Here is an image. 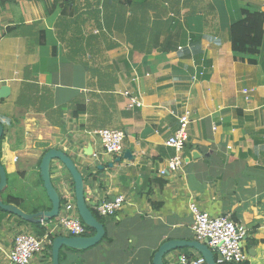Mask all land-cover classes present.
Masks as SVG:
<instances>
[{
	"label": "crops",
	"instance_id": "1",
	"mask_svg": "<svg viewBox=\"0 0 264 264\" xmlns=\"http://www.w3.org/2000/svg\"><path fill=\"white\" fill-rule=\"evenodd\" d=\"M244 8L264 12V0H0L2 201L15 196L29 214L52 209L41 176L52 149L75 162L91 202L126 199L102 217L104 241L65 251L60 264H153L167 241L196 240L191 203L246 227L245 264H264V46L257 65L234 59L229 32ZM130 97L143 106L130 108ZM184 110L186 165L162 176ZM105 129L125 132L132 160L104 153L95 133ZM118 158L114 171L99 169ZM51 179L62 199L75 198L59 160ZM57 222L39 224L67 235ZM33 225L0 209V264H12L15 237ZM182 253L200 255L183 248L165 263ZM34 264H53L47 248Z\"/></svg>",
	"mask_w": 264,
	"mask_h": 264
},
{
	"label": "built area",
	"instance_id": "2",
	"mask_svg": "<svg viewBox=\"0 0 264 264\" xmlns=\"http://www.w3.org/2000/svg\"><path fill=\"white\" fill-rule=\"evenodd\" d=\"M179 50L184 51L185 49L180 47ZM206 73L207 69L202 66L195 74L194 79H197L198 76L203 77ZM126 95H130V93ZM130 101V108L143 106L142 101L136 97H130ZM179 118L180 123L177 131L170 135L167 140L168 147L173 149L175 154L167 161L166 168L160 171L162 176L180 172L186 165L183 151L188 142L192 112L184 110ZM95 134L99 136L105 154L109 156L123 155L126 139L124 131L105 129ZM65 200L66 203L61 207L57 218V225L72 237L87 235V226L80 219L76 198H74L72 191L66 193ZM125 203V197L120 195L113 201L97 204L96 211L104 218L115 217L123 210ZM189 209L193 217L192 228L195 239L199 242H207L209 247L213 248L217 264L246 263L248 259V254L244 248V242L248 236L246 227L234 221L230 215L213 217L203 211L196 203H191ZM44 225L46 224L44 223ZM51 234L49 231L41 237L34 232L19 233L15 237V243L9 256L11 263L34 264L35 258L53 243L49 236ZM179 262L180 264H206V260L201 255L192 257L185 253L180 255Z\"/></svg>",
	"mask_w": 264,
	"mask_h": 264
},
{
	"label": "water",
	"instance_id": "3",
	"mask_svg": "<svg viewBox=\"0 0 264 264\" xmlns=\"http://www.w3.org/2000/svg\"><path fill=\"white\" fill-rule=\"evenodd\" d=\"M8 91L9 89L7 87L0 89V97L3 96V94L8 93ZM4 132L5 128L0 123V138L3 137ZM123 158L132 160L133 157L131 151L125 150L123 153ZM54 160H59L70 172L75 186L74 190L76 206L79 216L83 223L94 231V235L91 236L72 237L68 235H60L56 237L52 243V259L53 264H60V255L64 247L76 251H87L101 243L106 235L104 224L96 218L89 207V203L91 206H97L98 203L93 201L91 202L88 199L85 178L80 173L71 157L56 149H52L45 154L41 163V176L47 191V195L52 202V209L49 211H41L32 214L24 212L14 204H5L2 201L1 193L8 186V176L5 167L0 163V209L14 214L22 218L24 221L33 224H38L44 221L50 222L52 219L57 218L62 207V197L55 188L51 179V164ZM121 161V158H118L116 162L109 163L108 167L104 168L103 166H99V169L108 172L114 171ZM52 227H54V225H52ZM183 248H192L196 250L206 260V264H217L215 252L213 248L209 247L207 242L203 243L197 240L184 241L179 239L170 240L164 243L155 253L153 264H166L164 261V257L166 255Z\"/></svg>",
	"mask_w": 264,
	"mask_h": 264
},
{
	"label": "trees",
	"instance_id": "4",
	"mask_svg": "<svg viewBox=\"0 0 264 264\" xmlns=\"http://www.w3.org/2000/svg\"><path fill=\"white\" fill-rule=\"evenodd\" d=\"M135 1L141 3L143 0H135ZM229 34H230V41L232 43V51L234 54V59L241 61H248L251 65H257L259 63L258 57L260 56L262 48L264 46V12L260 10H252L250 8L242 9L241 18L237 21H234L231 24ZM1 143H2V138H0V161H1V153H2ZM5 202L8 204H16V206L21 204V200L15 196H9L8 198H5ZM65 203L66 200L62 199V206ZM93 214L101 223H103V218L100 217L95 210H93ZM57 218L52 219V221L57 220ZM33 226L38 236L43 237L48 232L47 227H43L39 223L34 224ZM87 230H88V234L86 236L93 235L94 231L91 228L87 227ZM49 236L50 239L53 241L56 237L60 235L51 234ZM106 238L107 236L103 239V241ZM47 250L50 252V256H51L52 244L47 246ZM65 251L77 252L76 250H72L64 247L61 251L60 261H62L65 258L64 257ZM185 254H187L188 256H192L188 253Z\"/></svg>",
	"mask_w": 264,
	"mask_h": 264
}]
</instances>
